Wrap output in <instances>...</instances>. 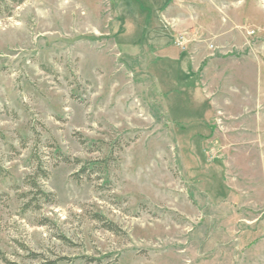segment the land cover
<instances>
[{
    "label": "rangeland",
    "instance_id": "rangeland-1",
    "mask_svg": "<svg viewBox=\"0 0 264 264\" xmlns=\"http://www.w3.org/2000/svg\"><path fill=\"white\" fill-rule=\"evenodd\" d=\"M173 4L199 98L162 0H0V264H264V0Z\"/></svg>",
    "mask_w": 264,
    "mask_h": 264
},
{
    "label": "crops",
    "instance_id": "crops-1",
    "mask_svg": "<svg viewBox=\"0 0 264 264\" xmlns=\"http://www.w3.org/2000/svg\"><path fill=\"white\" fill-rule=\"evenodd\" d=\"M162 1L164 5L159 13L160 19L158 21L162 19L161 23L164 22L165 27L162 29L160 28V26L158 27L157 26L158 21L156 20L151 25H149L150 24L149 23L146 26V28H149L150 37L148 41H145L146 45H148L149 48H151L153 45L157 49V51L154 53H156L155 57L158 60L162 58L164 60L168 59L169 61H172L174 63L173 69L175 67V72L178 71L177 73L180 75L182 74L185 80L190 81V84H188L189 86L188 89L190 90V94H192L194 97L196 96L199 98L200 96H202L201 89L198 87L199 70L196 71L195 67L193 68L192 59L189 56V53L188 52L185 53V51L183 50L181 51L177 46L174 45L175 43H177L179 44L181 49H183L184 46L187 49L189 48L190 40L184 33L181 35L180 33L176 35L174 34L175 32L174 29H176V31L179 32L184 26L177 25L176 23L170 24L171 20L175 21L178 18H182V16L183 18H185L186 16V20L190 18L187 15L188 11L186 10V8H184L183 10H181L180 8L176 10L177 8L173 4L176 0H162ZM178 15L181 17H178ZM188 25H190V22L189 24H187V26ZM154 39L155 41H153ZM172 73L173 70L168 72L166 75L171 77Z\"/></svg>",
    "mask_w": 264,
    "mask_h": 264
},
{
    "label": "trees",
    "instance_id": "trees-1",
    "mask_svg": "<svg viewBox=\"0 0 264 264\" xmlns=\"http://www.w3.org/2000/svg\"><path fill=\"white\" fill-rule=\"evenodd\" d=\"M67 159V158H66ZM64 159L65 162H68V160ZM97 165V164H95ZM95 168V167H93ZM88 168L85 167L83 171H86ZM49 174L47 171H44L42 169V167H40V169L38 170V173L36 174V177L34 178H29V181L31 183V186L34 188V189H37L38 190V195H42L43 197L47 198L48 196H46V194L41 190V187L38 183L39 181V178H48ZM109 226H107L108 230H111V231H115V227L112 225V224H108ZM41 264H58V262L54 261H47L45 263H41Z\"/></svg>",
    "mask_w": 264,
    "mask_h": 264
}]
</instances>
